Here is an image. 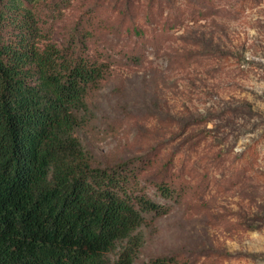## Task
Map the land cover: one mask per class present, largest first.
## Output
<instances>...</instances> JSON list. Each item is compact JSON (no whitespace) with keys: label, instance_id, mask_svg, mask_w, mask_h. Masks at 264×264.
<instances>
[{"label":"rangeland","instance_id":"374dc122","mask_svg":"<svg viewBox=\"0 0 264 264\" xmlns=\"http://www.w3.org/2000/svg\"><path fill=\"white\" fill-rule=\"evenodd\" d=\"M90 6L153 40L131 36L143 61L114 67L84 144L99 163L168 160L186 187L144 229L136 264H264V0H70L55 34Z\"/></svg>","mask_w":264,"mask_h":264},{"label":"trees","instance_id":"16d2710c","mask_svg":"<svg viewBox=\"0 0 264 264\" xmlns=\"http://www.w3.org/2000/svg\"><path fill=\"white\" fill-rule=\"evenodd\" d=\"M69 2L0 0V264H136L144 229L186 192L168 160L150 172V153L99 163L84 144L114 67L143 61L131 36L153 38L121 34L96 6L55 34Z\"/></svg>","mask_w":264,"mask_h":264}]
</instances>
